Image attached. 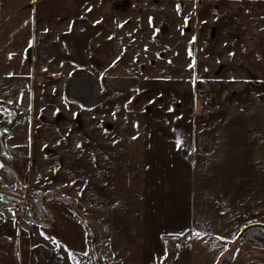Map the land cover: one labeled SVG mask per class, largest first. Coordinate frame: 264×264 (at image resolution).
Wrapping results in <instances>:
<instances>
[{
	"label": "crops",
	"instance_id": "crops-1",
	"mask_svg": "<svg viewBox=\"0 0 264 264\" xmlns=\"http://www.w3.org/2000/svg\"><path fill=\"white\" fill-rule=\"evenodd\" d=\"M187 10L193 76H141L151 68L137 60L155 54L154 39L167 47ZM203 78L257 88V110L238 126L173 125L175 87ZM1 102L0 123L19 138L6 158L26 168L10 190L68 199L93 237L79 251L46 243L44 227L72 219L14 228L0 208V264H94L92 243L97 264H221L251 222L220 204L221 179L257 196L251 223L264 226V0H0ZM173 236L189 244L171 251ZM227 264H264V245L239 242Z\"/></svg>",
	"mask_w": 264,
	"mask_h": 264
},
{
	"label": "rangeland",
	"instance_id": "rangeland-1",
	"mask_svg": "<svg viewBox=\"0 0 264 264\" xmlns=\"http://www.w3.org/2000/svg\"><path fill=\"white\" fill-rule=\"evenodd\" d=\"M182 17L185 19V21H183L182 18L181 22H176L174 28L173 26L171 28L170 38L164 39L166 44H168L167 47H160L162 46L159 44L161 42L157 41V39H154L155 46H152L151 48L155 50V54H144L142 57H145L147 61L146 59L140 60V58L137 60L138 65L144 67L145 64H148L149 68H151L150 71L143 69L140 73L141 76H154L161 78L180 77L182 79L191 78L190 74L193 76L192 68L194 63L192 58H194V56L192 54V50L194 49V46L192 45L193 40L191 39L193 38L191 11L187 10L185 13H183ZM157 29L160 32H166L167 26H165V24L160 21V23H158ZM142 43L143 42L140 41V44ZM159 58L162 60H158ZM164 62L168 63L166 64ZM212 80L213 79L210 78H203V80H201L202 82H198L197 85L194 86H189L188 83H186L184 85L175 87L177 90L176 92L179 95L174 96L176 100L171 104L172 114L168 116L170 122L176 121L175 123H172L173 125H182L186 120H189L192 125L202 127H226L233 126V123L234 126H238L241 124L243 119L242 114H246L245 112L249 109L257 110V88L247 87L244 82L239 81V79L229 81L223 80V83L211 82ZM249 92L251 93L250 97H248ZM195 103L198 106L197 108H195ZM249 105L251 108H248ZM3 108L4 107L0 106V109ZM157 115L159 114H156V116ZM194 117L197 118V121L194 120ZM18 141L19 138L13 131H6L3 127H0V166L3 164L8 166L11 170H13L16 177L26 170L24 167L25 159L22 160L20 158V160L15 162V164H11L6 157H9L10 159L12 157L14 158V151ZM252 169L258 170L257 167ZM217 175L220 176V174ZM221 178L222 176L219 177V179ZM224 179H226L225 176ZM221 181L224 184V189L222 186L216 187L217 191H219L216 194L219 197L220 204H222L230 214H233L235 221H254L255 219L253 218H255L257 215L254 209L256 207L255 203L258 202L255 201L257 196L254 197L252 194L250 198L238 197L242 191L241 189H236L237 182L233 183L235 189L232 190L231 183L230 186H226L224 180L221 179ZM256 184H258V181L252 184V186ZM219 185H221V183H219ZM1 190L4 189L1 188ZM20 191L21 190L14 189L5 192L11 196H20V198L25 196L26 198L24 203L19 202L12 204L8 198L4 199L2 197V200L0 199V208L5 207L13 209V217L11 218H14V228H16V226L19 224L22 225L24 221L32 222L29 219L30 215L29 211L26 210V207L29 203H38V201L30 200V194L37 195L39 197L42 196L43 198L45 197L41 192H32L26 190L25 194H22ZM234 194H236V200L232 202L231 197ZM49 200L50 199L46 201L48 203H46V209L51 213V215L53 213L55 218L59 217L60 219L61 213L64 216L71 218L74 224L69 221H64L65 224L60 225L59 227H44L41 231V234L44 237L43 239L46 243L47 241L50 242L51 240L65 241L66 239H71L73 241L71 243L73 248H75V251H79L84 247V240L86 238V230L84 225L81 223V221H78L77 218L73 217L72 212L68 207L63 206L61 202L55 200L50 202ZM36 218L39 221L44 220L45 215L41 212H38L37 210ZM90 250L89 259L93 261L94 264H96V258L95 255H93L92 247H90Z\"/></svg>",
	"mask_w": 264,
	"mask_h": 264
},
{
	"label": "trees",
	"instance_id": "trees-1",
	"mask_svg": "<svg viewBox=\"0 0 264 264\" xmlns=\"http://www.w3.org/2000/svg\"><path fill=\"white\" fill-rule=\"evenodd\" d=\"M0 106H2V105H0ZM13 179H14V176L7 169L6 165L3 164L2 166H0V180L1 181L3 180L4 184H9L13 181ZM16 184H17V181H15L9 188L11 189V188L15 187ZM2 197H3V195H0L1 200H2ZM16 198H17L16 196H10V198H8V199L12 204H15L16 200H17ZM48 199H50L49 200L50 202H52L54 200L61 202L64 206L70 208V210L74 214L75 218L80 220L81 223L84 225V227L86 229L87 239H90V240L92 239L93 232H92L91 226L83 219L82 216L79 215V213L77 212V209L72 206L71 202L68 199L59 198L58 196L53 195V194L46 195L44 198L42 196L39 197L37 195L30 194V200L38 201V203H29L28 206L26 207V210L29 211V215H30L29 219L32 222H34V223L49 222L50 223L52 221L51 213L46 209V203H47L46 201H48ZM37 210H38V212H41L45 215L44 220L39 221L36 218ZM253 225H256V224L249 223L240 230L237 237L229 245L227 251L222 255L221 264H227L230 261L232 255H233L234 249L236 248L237 244L241 241H249L251 244H253L255 246L264 245V229H263V227H259V226L258 227H250L249 229H247L245 232L242 233V231L246 227L253 226ZM240 234H241V236L239 237Z\"/></svg>",
	"mask_w": 264,
	"mask_h": 264
},
{
	"label": "built area",
	"instance_id": "built-area-1",
	"mask_svg": "<svg viewBox=\"0 0 264 264\" xmlns=\"http://www.w3.org/2000/svg\"><path fill=\"white\" fill-rule=\"evenodd\" d=\"M1 184H0V190H1ZM22 194H25V192H21ZM25 196L22 198V203L25 201ZM168 249L171 251H176L184 246H187L189 244V239L186 236H173L166 240Z\"/></svg>",
	"mask_w": 264,
	"mask_h": 264
},
{
	"label": "water",
	"instance_id": "water-1",
	"mask_svg": "<svg viewBox=\"0 0 264 264\" xmlns=\"http://www.w3.org/2000/svg\"><path fill=\"white\" fill-rule=\"evenodd\" d=\"M1 103H3V102H1ZM3 104H5V103H3ZM6 105V104H5ZM0 127H4L5 129H9V128H6L5 126H4V124H2V123H0ZM7 167V169L13 174V176H14V180H13V182H11V183H9V184H4V181L2 180V182H3V186H4V188L6 189V188H9L16 180H17V177H16V175L14 174V172H13V170H11L8 166H6ZM263 227V229H264V226H262V225H260V224H256V225H253V226H249V227H246L243 231H242V233L243 232H245L247 229H249L250 227ZM241 236V234L239 235V237ZM92 251H93V253H94V255H95V258H96V260H97V256H96V252H95V247H94V243H92ZM96 264H97V262H96Z\"/></svg>",
	"mask_w": 264,
	"mask_h": 264
},
{
	"label": "snow or ice",
	"instance_id": "snow-or-ice-1",
	"mask_svg": "<svg viewBox=\"0 0 264 264\" xmlns=\"http://www.w3.org/2000/svg\"><path fill=\"white\" fill-rule=\"evenodd\" d=\"M177 7H178V9H179V6H177ZM176 145H177L178 148H180V147L182 146L180 139H177V140H176ZM193 235H195V236L198 237V236H199V233H193ZM217 239H223V238H221V237H217Z\"/></svg>",
	"mask_w": 264,
	"mask_h": 264
},
{
	"label": "flooded vegetation",
	"instance_id": "flooded-vegetation-1",
	"mask_svg": "<svg viewBox=\"0 0 264 264\" xmlns=\"http://www.w3.org/2000/svg\"><path fill=\"white\" fill-rule=\"evenodd\" d=\"M0 105H2V107L6 108V105H5V104H3V103H0Z\"/></svg>",
	"mask_w": 264,
	"mask_h": 264
}]
</instances>
